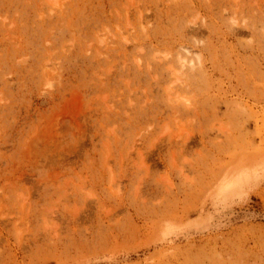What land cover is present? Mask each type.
Listing matches in <instances>:
<instances>
[{"label":"rangeland","instance_id":"1","mask_svg":"<svg viewBox=\"0 0 264 264\" xmlns=\"http://www.w3.org/2000/svg\"><path fill=\"white\" fill-rule=\"evenodd\" d=\"M0 264H264V0H0Z\"/></svg>","mask_w":264,"mask_h":264}]
</instances>
